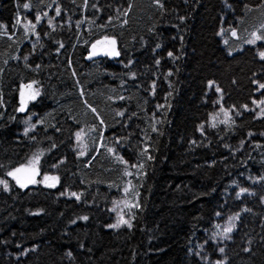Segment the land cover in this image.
Returning a JSON list of instances; mask_svg holds the SVG:
<instances>
[{
	"label": "trees",
	"instance_id": "1",
	"mask_svg": "<svg viewBox=\"0 0 264 264\" xmlns=\"http://www.w3.org/2000/svg\"><path fill=\"white\" fill-rule=\"evenodd\" d=\"M262 25L264 0H0V264H202L219 215L223 264H264V61L245 45ZM210 83L240 114L209 122ZM37 153L57 184L22 188L8 173ZM127 173L138 206L112 231Z\"/></svg>",
	"mask_w": 264,
	"mask_h": 264
},
{
	"label": "rangeland",
	"instance_id": "2",
	"mask_svg": "<svg viewBox=\"0 0 264 264\" xmlns=\"http://www.w3.org/2000/svg\"><path fill=\"white\" fill-rule=\"evenodd\" d=\"M225 8L227 9L228 6L225 4ZM261 31H264V27L260 26L256 31V35L264 37V33L261 35ZM252 32V33H254ZM252 33L247 37L245 45L247 46H254L257 48L258 56L260 58V53L264 52V38L260 40H255ZM235 37V35H233ZM218 37L223 45L227 44V38L224 35V32L221 30L218 33ZM253 40V43H249L248 41ZM259 44L263 45L261 49L258 48ZM104 50L107 52V54L110 57H116L117 56V51L115 44L111 43V40L105 41L103 44ZM98 50H96L97 52ZM27 59V58H25ZM261 59V58H260ZM264 61V59H261ZM218 86L215 83H210L208 86V95L213 96V108L214 111L210 115L209 122L214 123V122H220L223 120H226L230 114L233 115H238L240 114L239 111L237 110H231L227 109L223 102V93L219 89L217 91ZM32 88L29 89H24L23 91V101L24 104H26L29 100H31V96L33 93H35ZM249 112L253 113L257 118H260L264 115V106L262 104H255L251 108L248 109ZM209 123V124H210ZM37 126V122L35 117L28 118L23 130L21 131V134H25V131H33ZM79 134V136L77 135ZM95 133L92 129L89 128H82L79 129L75 135V150L78 152L79 155L81 156H86L88 151L94 146L95 144ZM39 157V161L37 164L34 165L36 171L38 172V175L35 176V183H29L27 184L26 187L29 186H35L39 183L45 184L47 183L48 185H55L57 184V179L56 180H48L44 181V176L40 179L39 177V163L41 160V157L43 156V153H37L33 155L27 164L24 166H27L30 161H33L34 157ZM135 178H139V173L136 172V169L134 170H129ZM135 172V173H134ZM27 173H21L19 175H26ZM13 178L12 176H10ZM49 177H55V176H49ZM130 176L127 173V181L125 182L124 188H123V195L117 199L112 208V221L108 228H110L112 231H117L121 228L124 227H129L128 225H131V219L133 218V212L131 211L132 209L134 210L138 206V198H139V193H138V185L133 183L131 184L130 182ZM14 179V178H13ZM16 180V179H14ZM4 183H0V190H3L5 192L8 191L5 190L4 184L7 182L4 180ZM8 185V184H7ZM137 185V186H136ZM24 187V188H26ZM136 188V189H135ZM137 190V191H136ZM74 198H77L76 195H74ZM124 221H127L128 223H124ZM112 225H118L117 227H111ZM231 227V232H226L225 229ZM236 228V217L234 215H229L226 217H222V215H219L218 220L216 223L213 224V227L211 231L209 232V239L201 244V246L197 249L196 255L201 261L202 264H223L226 261V253H227V248L228 244L231 241L232 234L234 233ZM220 249H223V252L220 251Z\"/></svg>",
	"mask_w": 264,
	"mask_h": 264
},
{
	"label": "snow or ice",
	"instance_id": "3",
	"mask_svg": "<svg viewBox=\"0 0 264 264\" xmlns=\"http://www.w3.org/2000/svg\"><path fill=\"white\" fill-rule=\"evenodd\" d=\"M25 8L28 7L27 4L24 5ZM57 14L59 15V10H57ZM37 20H39V17H37ZM34 27V26H33ZM262 27H264V25H262ZM233 35H236L235 31H233L232 33ZM253 37L255 40H260L264 37L262 36H258L256 35V33H252ZM107 39V38H105ZM249 43H253L254 41L253 40H250L248 41ZM112 44L115 43V41H111ZM96 45H93V48L95 49ZM95 54V53H93ZM118 55V53H117ZM169 55L171 56L172 54L169 53ZM260 58L261 59H264V52H261L260 54ZM260 88H264V84H261L259 85ZM25 87L31 89L32 88V85H26ZM217 91H219V89H217ZM23 95V93H22ZM36 95H39V92L38 90L32 94L31 98H35ZM261 103H264V101H261ZM20 111H23L24 110V107H23V102H22V106L21 108L19 109ZM93 111H95V109H93ZM27 134V130L25 131V135ZM79 136V134H77ZM109 151H112L111 149H109ZM39 161V157H34L33 161H30L29 164L27 166H22V167H19V168H16L14 171H10L8 173L9 176H12L14 179H16V182L17 184L20 185V187H26L27 184L29 183H35V176L38 175V172L36 171L34 165L37 164ZM21 173H27L26 175H19ZM44 181H48V180H56L57 178L56 177H49V176H44ZM0 183H4L3 181H0ZM48 186H52V185H48ZM4 187H5V190H7V187L8 185L5 183L4 184ZM73 195H76L75 193H73ZM77 199H79V197H77ZM84 219H87V217H84ZM124 223H128L127 221H124ZM118 225H112L111 227H117ZM129 227H131V225L129 224L128 225ZM231 227L225 229L226 232H231ZM221 252H223V249H220Z\"/></svg>",
	"mask_w": 264,
	"mask_h": 264
}]
</instances>
